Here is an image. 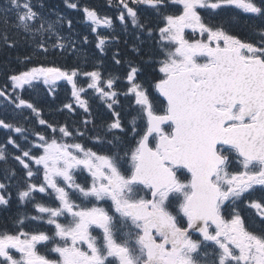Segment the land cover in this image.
<instances>
[{
  "label": "snow or ice",
  "instance_id": "snow-or-ice-1",
  "mask_svg": "<svg viewBox=\"0 0 264 264\" xmlns=\"http://www.w3.org/2000/svg\"><path fill=\"white\" fill-rule=\"evenodd\" d=\"M63 3L96 36L91 70L80 57L71 68L32 62L89 43L73 39L68 17L43 0L0 4V42L15 47L14 31L31 49L22 61L31 66L0 89V108L16 113L0 118V212L13 191L18 202L12 229L0 230V264H264V0H107L115 18ZM241 15L250 38L229 30ZM117 21L140 43L156 41L149 78L118 50V74H103ZM58 82L70 87L59 111L85 114L71 128L22 94L41 84L52 94ZM95 100L107 113L100 124Z\"/></svg>",
  "mask_w": 264,
  "mask_h": 264
},
{
  "label": "trees",
  "instance_id": "trees-1",
  "mask_svg": "<svg viewBox=\"0 0 264 264\" xmlns=\"http://www.w3.org/2000/svg\"><path fill=\"white\" fill-rule=\"evenodd\" d=\"M76 2H78L81 7L87 5L91 8L96 9L102 16L107 15L115 18V16L117 15V9L115 7H109L107 0H76ZM3 3L4 0H0V4ZM43 3L47 8H52L55 11L62 13L72 21L73 33L75 34L73 36V39H76V37L78 36L80 40H82L83 36L87 35L89 43L82 45L81 51L76 55H70L69 53L60 54L59 50H55L54 54H50L46 58L44 56H40L39 58L33 56V64L43 63L49 66L55 65L62 68H71L72 66H75L77 64V57H80V67L84 70H91L96 62L93 57L98 56V50L95 48L96 36L95 34L91 33L88 26L89 22L84 20L82 12L76 9L65 8L63 0H43ZM140 15L142 17V21L148 22L153 26L155 25L156 16L152 10L148 9L146 6H140ZM116 24L117 32H119L120 34V39L118 43L110 44L102 57L104 69L106 70L103 74L107 76L108 71H113L114 73H116V66L114 65L112 57L118 50L121 58L131 57L142 66L143 72L141 75V79L149 78L154 74V72L152 66L146 62L158 58L159 48L156 44V41L148 40L146 38V34H140V39L144 41L143 43H140V41L136 40L135 34L131 29L128 33H124L118 21L116 22ZM65 28H67V22L65 23ZM98 32L102 35L108 34V31L103 27H99ZM67 34L68 33L65 32V35ZM9 38L12 40H16L17 43L15 47L9 48L6 47L2 42H0V89H3L5 87L7 78L12 72L22 71L26 67L31 66L22 62L25 56L31 54V49L25 44L22 37L20 35H16L14 31H10ZM77 43H79V40L77 41ZM134 44H139L140 46L141 51L139 55H136L132 51V46ZM85 56L88 57L86 64L83 59ZM81 81L86 84L84 78H81ZM123 83L125 82L118 81L117 88H121L123 86ZM22 94L25 99L34 102L38 107L43 109L44 117L47 120H49V118L51 117V115L49 114L50 111L59 110L62 105L67 102L66 99H60V96H58L57 98H50L48 101V99L43 98L40 93L32 95L31 92H26ZM89 96H91V91H89ZM120 99L124 104V108H128V101H125L123 97H120ZM98 103L99 100L92 101V109L102 108L98 106ZM52 116H55L52 117V120H58V122L61 124L65 123L61 120H67L71 117L70 115L66 114H58ZM14 117L15 116H11L9 114L2 115L0 113V118L6 120H12ZM4 136H6L5 131L0 129V142L2 141V138Z\"/></svg>",
  "mask_w": 264,
  "mask_h": 264
},
{
  "label": "flooded vegetation",
  "instance_id": "flooded-vegetation-1",
  "mask_svg": "<svg viewBox=\"0 0 264 264\" xmlns=\"http://www.w3.org/2000/svg\"><path fill=\"white\" fill-rule=\"evenodd\" d=\"M245 17L243 15L240 16V22L237 23V30L234 29V34L241 37V38H250L251 37V29L247 27L244 23ZM59 111H55L54 114L58 113ZM66 111H63L60 113H65ZM68 113V111L66 112ZM125 114V120H127L129 117L127 116V110H124ZM93 115L96 118V124H100L101 117H104L107 115L105 109H98L93 110ZM85 118V114L81 112V118L77 119L76 122L80 124V122ZM70 128L73 126H69ZM91 127V125H89ZM88 146H92L90 141L85 140L84 141ZM20 211H24L22 207L19 208ZM27 211H32L31 207L29 206ZM18 213V202L15 198V191L12 192V199L10 202V208L7 212H0V230H2L4 227H7L8 229H12V223L9 217L16 216ZM18 255V254H17Z\"/></svg>",
  "mask_w": 264,
  "mask_h": 264
},
{
  "label": "rangeland",
  "instance_id": "rangeland-1",
  "mask_svg": "<svg viewBox=\"0 0 264 264\" xmlns=\"http://www.w3.org/2000/svg\"><path fill=\"white\" fill-rule=\"evenodd\" d=\"M61 84V83H59ZM57 84V85H59ZM40 89H46L43 87V85L41 84L38 88L34 89V90H38L39 92L38 93H46V91H41ZM24 91H30L31 93L33 92V89H25ZM44 98V96H43ZM0 112H3V113H7V112H11V109H10V106L7 108V109H2L0 108Z\"/></svg>",
  "mask_w": 264,
  "mask_h": 264
}]
</instances>
